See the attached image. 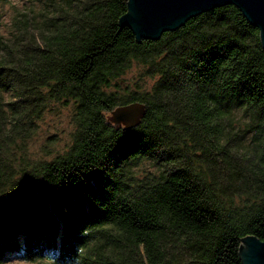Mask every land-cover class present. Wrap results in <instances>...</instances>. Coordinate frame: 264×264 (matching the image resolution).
I'll list each match as a JSON object with an SVG mask.
<instances>
[{"label": "trees", "instance_id": "trees-1", "mask_svg": "<svg viewBox=\"0 0 264 264\" xmlns=\"http://www.w3.org/2000/svg\"><path fill=\"white\" fill-rule=\"evenodd\" d=\"M8 3L0 264H242V240H264L259 29L225 5L138 41L120 23L128 0H33L4 35ZM133 103L140 125L115 127L111 113ZM66 106V148L24 154Z\"/></svg>", "mask_w": 264, "mask_h": 264}, {"label": "water", "instance_id": "water-1", "mask_svg": "<svg viewBox=\"0 0 264 264\" xmlns=\"http://www.w3.org/2000/svg\"><path fill=\"white\" fill-rule=\"evenodd\" d=\"M225 5L237 6L259 29L264 48V0H128V11L120 23L131 28L138 41L158 40L163 33L177 30L190 19ZM145 114L143 104L133 103L116 108L109 120L115 127L129 130L139 126ZM240 258L242 264H264V240L244 238Z\"/></svg>", "mask_w": 264, "mask_h": 264}, {"label": "rangeland", "instance_id": "rangeland-1", "mask_svg": "<svg viewBox=\"0 0 264 264\" xmlns=\"http://www.w3.org/2000/svg\"><path fill=\"white\" fill-rule=\"evenodd\" d=\"M33 0H10V3L6 4L2 8L4 14V22L1 28L2 34L8 33V27L11 22V18L15 14L16 10H24L31 5ZM132 78V74L129 75ZM72 107H57L47 113L44 120L40 122L38 133L33 137L29 144L25 147L28 151L23 153L30 155L35 159H47L50 160L55 153L62 151L69 144L71 134L73 132L71 124ZM16 150V149H14ZM7 264H28L21 260H13Z\"/></svg>", "mask_w": 264, "mask_h": 264}]
</instances>
